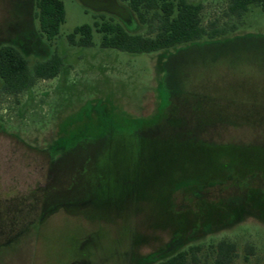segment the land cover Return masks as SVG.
Returning a JSON list of instances; mask_svg holds the SVG:
<instances>
[{"label": "rangeland", "instance_id": "1", "mask_svg": "<svg viewBox=\"0 0 264 264\" xmlns=\"http://www.w3.org/2000/svg\"><path fill=\"white\" fill-rule=\"evenodd\" d=\"M62 1L66 17L59 35L43 39L27 56L33 65L58 53L65 58L61 74L17 96L0 92V264H156L154 256L197 245L207 251L222 240L237 245L232 264H264V217L244 213L214 233H187L193 240L178 245L171 230L179 222L171 215L176 195L190 184L233 170L264 176V11L252 6L237 31L209 43L132 54L101 48L96 32L93 47L71 46L68 35L101 17L78 0ZM189 1L204 5L205 24L224 21L225 0ZM36 11L34 0H0V45L16 40L30 23L39 30ZM128 18L124 25L135 28ZM105 121L118 137L92 167L82 155L96 143L84 139L107 131ZM136 129L150 142L127 138ZM181 132L232 146L165 140ZM65 135L60 144L81 142V158L63 160L54 181L59 192L51 196H79L75 187L68 191L74 183L96 186L102 198L42 221L31 192L47 184V150ZM75 161L80 168L72 173Z\"/></svg>", "mask_w": 264, "mask_h": 264}, {"label": "trees", "instance_id": "2", "mask_svg": "<svg viewBox=\"0 0 264 264\" xmlns=\"http://www.w3.org/2000/svg\"><path fill=\"white\" fill-rule=\"evenodd\" d=\"M34 1L37 9L35 15L40 29H35L30 23L24 28L25 30H22L26 32L19 33L16 40L0 45V92L3 94L17 96L26 93L38 81L58 77L65 66V58L58 53H53L45 60L36 61L33 65L27 57L30 50L36 49L43 43V39L46 38L51 42L59 35L66 17L62 0ZM225 1L227 5L223 12L224 21L216 19L205 24L203 17L205 7L201 3L195 4L189 0H120L131 11L135 28H128L115 17L98 14L101 22H95L93 26L77 27L73 33L68 35L67 40L71 46L90 48L95 45L94 33L96 32L102 36L101 48L103 49H115L132 54H149L214 40L237 31L252 6H257L264 11V0ZM97 112L101 119L104 118V113ZM105 122L109 124L105 127L107 131L84 139L85 142L98 144L97 148L102 152L104 148L107 149L112 147V144L114 145L117 136L112 128V122ZM138 130L136 129V132L128 135L127 138H132L134 143L139 136V142L142 140H145V144L150 142L147 137L140 136ZM183 134L165 140L169 143L202 145L211 149L231 145L212 141L208 136L193 139L185 135L187 133ZM66 137L67 135L61 137L47 151L48 156L62 154L67 150L82 146L81 142L74 143L69 148L61 145L60 140ZM239 174L234 170L231 173L223 172L222 175H216V178L213 177V180L201 186L192 183L187 190L176 195L178 201H176L174 213L171 214L179 220L171 229L177 234L173 240L176 245L193 240L187 233L204 235L232 226L240 220L244 213L264 217L263 174L254 171L247 175L244 174V177ZM72 185L68 191L71 187H75L79 196L71 198L63 195L59 198V200L65 199L64 203L59 202V205H63L68 210L83 207L86 202L100 198V196L102 198L96 186L91 187L88 184L90 187L84 189L82 185L78 187L75 184ZM89 190L92 191L91 195L88 193ZM248 250L250 253L253 252L252 247ZM236 256L237 245L222 240L209 245L207 251L201 245L191 246L187 250L177 251L161 258L160 255L159 257L154 256L153 261L156 264H232Z\"/></svg>", "mask_w": 264, "mask_h": 264}, {"label": "flooded vegetation", "instance_id": "3", "mask_svg": "<svg viewBox=\"0 0 264 264\" xmlns=\"http://www.w3.org/2000/svg\"><path fill=\"white\" fill-rule=\"evenodd\" d=\"M230 33H234V32H230ZM230 33H228L227 35H229ZM227 35H224L222 37H226ZM206 42L209 43L211 41L210 40H206ZM206 42H204V43H206ZM198 44H201V42L196 43V44L185 45L183 48H179L177 51H183L184 49H189V48L195 47ZM175 128L177 129L178 126L176 125ZM176 132H178V131H176ZM181 133H184V132H181ZM91 147H93V148L84 150V154L82 156H83V158L85 156V158L88 159L87 162L89 164L91 163L90 165L92 167L93 166L96 167L100 163V162L98 163V161H96V160H100V158H102L101 156H102L103 152L100 149L98 150L97 147L94 148V145L91 146ZM79 148H82V147L80 146V147H77V148H72L71 150H67L65 153L56 154L54 156L49 155V168H48V174H47V184L45 185V187L39 186L33 192H31V194L34 193V192L37 194V196H36V204H35V211H36L35 215L39 219L43 220L44 217L50 216L51 214L57 212L61 208H64L65 210L68 211V209L66 207H64L63 205H59V202L64 203V200H65L64 198H61L60 200H55L53 198L54 196H51V195H54V193L57 194L59 192V189H57L56 186L54 185L55 184L54 181L57 178V176L62 174L61 164L63 163V160L66 157H69V158L71 157L72 159H74V158L78 159V157H79L78 154L79 153H77L76 150L79 149ZM86 151H87V153H86ZM79 166H80V162L78 163V162L75 161V166L72 167L71 172L75 173L76 171H78L79 168H80ZM91 166H90V168H91ZM81 168L83 169L82 171L85 172V173H87V172L89 173V171H90L89 168L86 165L81 166ZM51 188H52V192L50 194L49 190ZM31 194L29 196H31ZM23 200L30 202V199H28V198H25ZM14 210H16L18 212H21V209H14ZM12 233L16 234L17 232H16L15 229H13Z\"/></svg>", "mask_w": 264, "mask_h": 264}, {"label": "water", "instance_id": "4", "mask_svg": "<svg viewBox=\"0 0 264 264\" xmlns=\"http://www.w3.org/2000/svg\"><path fill=\"white\" fill-rule=\"evenodd\" d=\"M78 2L87 10L95 14H107L120 21L125 20L129 23V16L133 19L131 11L123 5L120 0H78Z\"/></svg>", "mask_w": 264, "mask_h": 264}]
</instances>
